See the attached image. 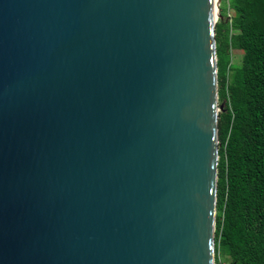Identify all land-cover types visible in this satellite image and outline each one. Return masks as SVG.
Instances as JSON below:
<instances>
[{
  "label": "water",
  "instance_id": "obj_1",
  "mask_svg": "<svg viewBox=\"0 0 264 264\" xmlns=\"http://www.w3.org/2000/svg\"><path fill=\"white\" fill-rule=\"evenodd\" d=\"M213 0H0V264H215Z\"/></svg>",
  "mask_w": 264,
  "mask_h": 264
},
{
  "label": "trees",
  "instance_id": "obj_2",
  "mask_svg": "<svg viewBox=\"0 0 264 264\" xmlns=\"http://www.w3.org/2000/svg\"><path fill=\"white\" fill-rule=\"evenodd\" d=\"M221 2L214 263L264 264V0ZM234 50L242 61L231 68Z\"/></svg>",
  "mask_w": 264,
  "mask_h": 264
},
{
  "label": "rangeland",
  "instance_id": "obj_3",
  "mask_svg": "<svg viewBox=\"0 0 264 264\" xmlns=\"http://www.w3.org/2000/svg\"><path fill=\"white\" fill-rule=\"evenodd\" d=\"M219 5H221V7H227V5H225V2L223 4V2L220 3V0H219V4H218V9H219ZM219 13V11H218ZM228 13V12H227ZM229 15H232V13L229 11ZM241 61H242V53L241 52H238V50H234V52H232V55H231V68H236V67H239L241 65Z\"/></svg>",
  "mask_w": 264,
  "mask_h": 264
},
{
  "label": "bare ground",
  "instance_id": "obj_4",
  "mask_svg": "<svg viewBox=\"0 0 264 264\" xmlns=\"http://www.w3.org/2000/svg\"><path fill=\"white\" fill-rule=\"evenodd\" d=\"M214 1V12H215V14L217 13V7H216V4H215V0H213Z\"/></svg>",
  "mask_w": 264,
  "mask_h": 264
}]
</instances>
